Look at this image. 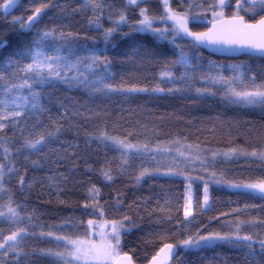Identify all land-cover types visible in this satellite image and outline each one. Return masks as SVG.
Segmentation results:
<instances>
[{
  "label": "trees",
  "instance_id": "16d2710c",
  "mask_svg": "<svg viewBox=\"0 0 264 264\" xmlns=\"http://www.w3.org/2000/svg\"><path fill=\"white\" fill-rule=\"evenodd\" d=\"M6 2L0 0V44L6 45L0 48V73L6 74L9 62L21 58L32 47L36 33L54 31L53 48L68 47L80 57L93 52L106 57L109 76L104 84L148 91H94L91 84L86 87L58 80L46 87L43 103L51 109L48 115L65 125L66 142L57 145L60 156L51 161L45 158L44 167L25 165L26 185L32 183L33 187H21L14 178L6 184L15 204L21 205L17 209L22 217L19 223L30 234L23 237L15 252L5 254L0 250V264H52L53 258L39 255V250H57L60 242L41 232L77 238L84 233L89 219L118 221L124 217L130 218L124 220L129 231L122 235L121 248L135 264H148L169 243L179 249L174 264H253L246 250L229 242L189 249L182 246V241L197 233H234L237 227L241 234L264 239L263 196L215 186L210 191V206L205 209L202 187L197 186L193 216L186 219L187 183L162 175L170 168L166 159L156 153L126 157L107 139L98 138L107 134L155 149L185 145L209 152L264 151V107L230 103L223 98L226 85L211 82V78L235 76L247 84L254 76L257 84L264 83V60L248 56L221 59L181 36L173 42L135 31L142 19L140 8L159 17L162 0H140L139 6L128 5L127 0H100L102 11L85 8L86 0H48L51 6L31 31L21 30L13 21L23 18L27 22L43 0H18L9 12H4ZM169 2L180 12L190 4L203 5L196 9L195 20L190 13L189 25L194 32L207 30L215 21L212 12L207 11L212 0ZM233 11L235 0L224 9L225 16H232ZM121 12L127 22L117 26ZM97 13L100 27L91 23ZM241 15L249 22L259 19V12ZM111 27H117V31L106 42L104 32ZM181 49L190 58L187 65L175 63ZM79 67L85 71L82 65ZM165 72L172 78L164 76ZM90 79L97 77L90 75ZM157 86L164 91H152ZM64 149L70 150L66 157ZM3 155L0 149V160ZM145 169L151 175L137 181ZM214 169L229 185L264 180V160L258 158L220 160ZM104 172L112 178L108 179ZM93 188L99 190L98 194L91 192ZM94 200V207H84ZM4 203L6 200L0 198V205ZM14 230V224L0 219V234L7 236ZM258 264H264V256L258 257Z\"/></svg>",
  "mask_w": 264,
  "mask_h": 264
},
{
  "label": "snow or ice",
  "instance_id": "6c2138e0",
  "mask_svg": "<svg viewBox=\"0 0 264 264\" xmlns=\"http://www.w3.org/2000/svg\"><path fill=\"white\" fill-rule=\"evenodd\" d=\"M18 0H7L3 4V11L9 12ZM183 2V0H182ZM232 0H212L207 11L212 12L215 21L226 27L220 30L213 28L209 32H194L189 28L190 13L191 19L196 18V9L202 8V4L189 5V8L183 12L174 10L169 0H162L163 11L159 17L151 16L147 8H140L139 26L135 29L137 32H149L158 39L167 38L169 32H173V42L176 37L183 34L191 37L195 45L218 44L228 46H239L246 50L250 55L259 54L264 58V0H235V14L230 21H225L224 9L231 6ZM140 0H127L128 5L139 6ZM51 5L48 0H43L39 7L34 9L33 15L18 21L21 30H32L41 14ZM85 8L102 11L100 0H86ZM251 13L256 15L259 12V19L254 23L245 20L244 15ZM98 15L94 17L91 23L100 27ZM157 20L171 21L173 26L154 27ZM127 17L121 12L119 20L116 21L118 26L126 23ZM117 31V27H111L105 30L104 37L107 42L109 38ZM65 34L61 33V36ZM71 35V33L67 34ZM54 37V31H44L36 33L32 47L28 48L16 61L9 62V71L0 73V149L3 150V158L0 160V198L6 200V203L0 205V219L10 221L15 225V230L11 234L3 236L0 234V250L15 252L19 247L23 237L29 235L28 229L20 225L22 219L20 212L17 210L21 207L15 204L11 189L6 187L11 179H16L21 187H33L32 183L26 185L24 176L25 165L33 168H42L45 164V158L51 161L60 156L61 148L66 142L63 135L67 129L65 125L54 117L48 115L51 111L43 103V95L46 87L52 85V81L58 80L62 83H74L76 85H92V90L103 91H126V92H146L147 88H122L113 87L111 84H104L105 79L109 76L107 70V60L103 54L90 53L80 57L79 54L71 52L68 47L56 49L51 46V39ZM6 45L0 44V48ZM179 47V45H177ZM175 63L187 65L190 58L181 49L178 60ZM83 66L85 71H81L79 66ZM72 75H69V74ZM90 75L97 77L91 80ZM164 76L171 79V74L165 72ZM183 79V77H181ZM212 83H222L226 85L224 89V99L230 103H244L247 106L264 107V83L257 84L255 77L250 78L249 83H245L240 77L230 79L211 78ZM103 85V87H101ZM25 90L27 94H25ZM173 89H169L172 91ZM152 91L163 92L164 89L157 86ZM198 92L207 91L197 89ZM215 95V93H210ZM39 113V115H37ZM66 115V114H65ZM44 117L45 119H42ZM45 120L47 122H45ZM98 139L112 140V142L123 148L126 152L135 149L137 152L141 148L137 145L125 143L107 134ZM147 150V145L143 146ZM69 149H64V156L69 154ZM237 152L233 149L231 153H223L225 156L233 155ZM74 154V153H73ZM241 155L256 157L264 160V151L241 152ZM183 155V153H181ZM18 161L24 162L23 164ZM58 162V161H57ZM127 159L124 163H127ZM13 173L15 176L13 177ZM167 174V173H166ZM104 175L111 179L112 177L104 172ZM146 175H151L146 169L141 171L136 177L137 181ZM51 179V177L49 178ZM234 188L249 189L259 192L264 196V180L256 183L234 184ZM98 189H91V192L98 194ZM208 189L204 188V203L207 205ZM96 201L92 204H85L84 207H94ZM15 205V206H14ZM6 208V211L4 210ZM192 205L189 199L184 209L185 217L192 215ZM102 216L103 213L101 212ZM29 219H31L29 217ZM130 219L124 217L123 220H102L99 223L89 219L87 221L88 229L85 231L84 238L72 239L62 235H55L52 232H41V235L54 236L57 242L64 241L63 244L57 243V250H39V255L53 258L52 264H73V261L82 262V264H134L131 255L124 252L121 248V236L123 232L128 231L125 227L124 220ZM98 236L99 240L92 237ZM216 241L229 242L233 246L246 250V257L258 264V257L264 256V239L254 238L251 234H241L239 227L234 233H210L208 235L189 236L182 241V246L189 249L211 247ZM258 245V248H257ZM175 245L165 244L160 249V253L152 258L151 264H158L159 256L163 254L164 260L167 261L173 256ZM36 252L37 250H33ZM163 264V262H159Z\"/></svg>",
  "mask_w": 264,
  "mask_h": 264
},
{
  "label": "rangeland",
  "instance_id": "374dc122",
  "mask_svg": "<svg viewBox=\"0 0 264 264\" xmlns=\"http://www.w3.org/2000/svg\"><path fill=\"white\" fill-rule=\"evenodd\" d=\"M235 11L232 12V16H234ZM224 13V17H225ZM139 26V23L135 25V29ZM165 26H173L171 21H156L154 24V27H165ZM143 32V31H142ZM149 33V32H145ZM174 35L173 32H169L167 34V38L160 39V40H172V36ZM179 37V36H177ZM120 140V139H119ZM109 143H111L114 148L120 152H122L126 157L131 155H142V156H149L152 153H156L157 155L163 157L167 160V163L169 164L170 168L162 173V175L170 176V177H178L181 179H184L187 183V194H186V202L190 199L191 205H192V215L186 217V219H191L193 216V208H194V197H195V188L197 186L202 187L203 192V207L207 209L210 206V191L213 187L222 186L229 189H235V190H243L248 191L253 194H257L262 196L259 192L252 191L249 189H242V188H234L231 187L229 184L224 182V179L221 178L218 173L215 171L214 166L220 161L225 160L227 162L233 161V160H241L245 158H256L251 156H245L241 155V152L245 151H237L235 154L230 156H225L223 153H231L232 151H207L204 149H197L185 145H175V146H169V147H163L162 149L158 148H151L147 146V150H144V145H137L141 148V151L137 152L135 149L130 151H125L123 148L119 147L118 145L114 144L112 140H107ZM125 143H129L127 141H124ZM132 144V143H130ZM183 153V155H181ZM167 173V174H166ZM207 186L208 189V201L207 205L204 203V188ZM264 197V196H263ZM6 211V209H5ZM102 221V219L97 220L96 222L99 223ZM125 227L129 229L126 222H124ZM88 229V225L84 230V233L81 237L77 238H84L85 237V231ZM129 231V230H128ZM127 232V231H126ZM125 232L122 233V235ZM72 239H76V237H70ZM94 240H99L98 236L92 237ZM55 239V238H54ZM122 241V236H121ZM219 242V241H216ZM215 242V243H216ZM60 243H64V241H60ZM73 264H82V262H76L73 261ZM91 264H96V262H91Z\"/></svg>",
  "mask_w": 264,
  "mask_h": 264
},
{
  "label": "water",
  "instance_id": "95a60500",
  "mask_svg": "<svg viewBox=\"0 0 264 264\" xmlns=\"http://www.w3.org/2000/svg\"><path fill=\"white\" fill-rule=\"evenodd\" d=\"M232 18L233 17H225V21H230ZM38 20H39V18H38ZM252 23H254V22H252ZM213 24L216 25L217 30H220L221 28L226 27V25H221L217 21H214L209 25L208 29L203 31V32H209L213 28ZM188 26L190 28V25H188ZM180 36L182 37L183 40L189 41L192 44H194L191 37H186L183 34H181ZM195 46L199 49L204 50L209 55H212L214 57L221 58V59H238L242 56H248V57L259 58V59L264 60V58H261L259 56V54H252V55L248 54L246 52V50L241 49L238 45L237 46H231V47L228 45H218V44H203V45H195ZM158 253H160V251ZM173 253L174 254L171 257V259H169L167 261L164 260V256H163V254H161L159 256L158 264H159V262H163V264H174V261L176 260V258L178 257V254H179V249L176 246L173 249ZM157 254H156V256H157ZM151 261H152V259L150 260V262L148 264H151Z\"/></svg>",
  "mask_w": 264,
  "mask_h": 264
}]
</instances>
